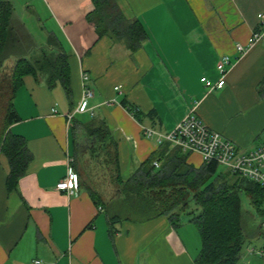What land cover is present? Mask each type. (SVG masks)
Here are the masks:
<instances>
[{
	"label": "crops",
	"instance_id": "crops-1",
	"mask_svg": "<svg viewBox=\"0 0 264 264\" xmlns=\"http://www.w3.org/2000/svg\"><path fill=\"white\" fill-rule=\"evenodd\" d=\"M36 1L55 26L47 32L48 43L42 38L36 44L15 10L13 20L36 48L66 54L71 96L61 82L49 87L46 75L24 76L15 91L13 105L20 121L10 131L26 140L33 159L10 192L9 161L0 152V264H194L200 234L190 221L180 218L173 225L161 216L111 225L106 209L84 190L69 197L56 188L67 175L68 161L74 166L75 121H106L118 146L124 181L154 154L166 157L176 149L147 140L143 129L169 132L194 107L207 126L242 151L263 144L264 40L244 55L236 47L246 46L254 31L264 30L259 18L264 0H115L125 17L139 21L147 34L134 53L123 41L98 35L88 21L94 10L90 0ZM224 55L231 61L226 83L213 89ZM83 73L90 76L94 92L89 101L93 115L69 119L82 95ZM125 105L136 109L140 120ZM187 156L189 165L203 166L199 154ZM253 218L249 243L246 248L244 243L237 264H264L249 252L264 245V215Z\"/></svg>",
	"mask_w": 264,
	"mask_h": 264
},
{
	"label": "trees",
	"instance_id": "trees-1",
	"mask_svg": "<svg viewBox=\"0 0 264 264\" xmlns=\"http://www.w3.org/2000/svg\"><path fill=\"white\" fill-rule=\"evenodd\" d=\"M90 1L94 10L88 21L96 27L99 36L110 35L123 41L133 53L142 47L147 34L139 21L127 19L115 0ZM14 10L11 0H0V71L5 60L16 58L11 74L0 75L3 122L0 152L9 161L10 192L17 189L33 159L26 140L10 131L20 121L13 100L23 77L46 75L49 87L61 82L68 97L71 96L68 57L63 51L36 48L21 25L13 20ZM125 107L140 120L138 111L129 105ZM72 133L73 168L80 178V188L97 206L106 209L111 225L121 221L146 222L161 216L176 225L183 213L190 217L200 234L201 249L194 264L238 263L246 240L240 196L245 193L264 215V193L258 184L226 170L219 171L222 167L216 162L203 163L196 169L188 164V154L177 148L166 157L154 154L124 181L118 146L106 121H75ZM166 144L162 146L169 150ZM154 162L159 163L158 168Z\"/></svg>",
	"mask_w": 264,
	"mask_h": 264
},
{
	"label": "built area",
	"instance_id": "built-area-1",
	"mask_svg": "<svg viewBox=\"0 0 264 264\" xmlns=\"http://www.w3.org/2000/svg\"><path fill=\"white\" fill-rule=\"evenodd\" d=\"M259 18L264 21V15H260ZM263 40L264 30H256L249 39L248 44L246 46L237 45L236 50L240 55H244L248 49ZM230 66V57L227 55L222 56L217 64L219 79L212 86L213 89H222L225 86L228 67ZM89 83L90 76L83 73L82 95L77 106L67 116L69 119H72L77 114L93 115V108L89 106V101L93 98L94 92L89 87ZM120 90V87H116V91ZM131 115L133 116V114ZM143 134L147 140L154 141L158 146L168 143L184 154H199L203 163L216 162L226 171L255 182L264 193V143L251 151H242L233 141L207 126L196 115L195 107L189 111L173 130L163 133L153 127H146L143 129ZM72 162L73 160L68 161L67 175L56 188L69 197L77 196L81 191L80 178L73 170ZM154 166L158 168L159 163L154 162ZM261 226L264 230V220L261 222ZM249 252L264 260V245L261 248H252ZM33 263L42 264V261L35 260Z\"/></svg>",
	"mask_w": 264,
	"mask_h": 264
},
{
	"label": "rangeland",
	"instance_id": "rangeland-1",
	"mask_svg": "<svg viewBox=\"0 0 264 264\" xmlns=\"http://www.w3.org/2000/svg\"><path fill=\"white\" fill-rule=\"evenodd\" d=\"M32 1H34V0H14L13 5L15 8V14L17 17L22 19L24 21V23H26L28 25L31 33L34 35V39H35L36 44L39 45L42 41L41 40L42 38L44 39L43 41L48 43L47 42L48 41L47 32L54 31L55 26L52 23V21L46 16V14L42 10V8L38 5V1L35 0V3L31 4V6L27 5L28 9H30V7H31L32 11H29L26 7H24L27 2L31 3ZM45 38H46V40H45ZM15 62H16L15 57H9L7 60H5L3 62L2 70L0 71V75H2L4 77L6 75L11 74V72L14 68ZM1 101L2 100H0V103H1ZM0 108H1V106H0ZM80 118L87 119V117H80ZM2 124H3V122H2V111L0 109V128L2 127ZM219 171L225 172V169L220 168ZM240 197H241V201H242V212H243V219H242L243 231H244V234H246V238H247V239L245 238L246 239L245 240V243H246L245 248H246V246L249 243L248 238L250 237V234H251V232H249L250 228H251L250 227L251 217H254L253 218L254 220H259V212H258L257 208L251 202V199L245 193H242ZM194 208H195V206L193 204H191V209H194ZM180 218H183L188 223H190L189 222L190 217L188 215L182 213ZM191 227L193 229L197 230V227L193 223H192ZM195 245H196V243L192 242V244L190 246H191V248H194ZM197 246H199L201 248L200 237H199V239H197Z\"/></svg>",
	"mask_w": 264,
	"mask_h": 264
}]
</instances>
